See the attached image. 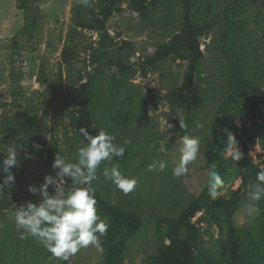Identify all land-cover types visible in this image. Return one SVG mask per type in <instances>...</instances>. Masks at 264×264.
<instances>
[{"label": "rangeland", "instance_id": "obj_1", "mask_svg": "<svg viewBox=\"0 0 264 264\" xmlns=\"http://www.w3.org/2000/svg\"><path fill=\"white\" fill-rule=\"evenodd\" d=\"M229 1L197 0L194 14L201 23L207 19L217 20ZM29 2L31 13L36 15L38 23L33 35L22 32L28 22L26 11L20 8L22 0H0V117L24 111L28 102H34L47 146L43 156L34 155L16 149L0 134L2 164L15 174L21 191L18 201L7 209L6 219L14 226L21 225L15 219H20V222L26 218L48 222L57 216L64 221L69 220L70 241L64 250L68 263L102 264L99 248L101 221L93 211L73 200L65 189L67 185H74L68 177L77 181L82 176L79 171L83 166L77 171L79 144L68 143L73 141H68L66 136L68 133L69 138L76 139L74 122L62 115L60 104L55 99L45 96L48 85L60 77L62 49L74 29L72 9L75 0ZM162 2L151 21L142 20L137 13L129 10L116 13L108 23L109 38L102 37L97 31L80 29L73 36L79 45L80 59L71 71V77L77 80L82 75L85 82L100 66L98 62H92L94 53L116 61L123 41L136 45L137 53L130 61L135 65L137 74L127 89L129 96L135 95L134 108L130 111L128 107L123 109L120 106L118 113L113 112L108 116L109 121L106 119L105 99L109 96L112 75L118 74L117 68L103 69L98 93L101 100L95 107L100 130L104 133L110 130L113 138L131 143L135 153L128 172L100 152L94 156L97 190L105 197L108 194L112 203H123L125 207L138 210L145 222L139 237L129 246L126 264L147 262L157 252L155 229L158 218L178 214L209 182L213 169L205 168L203 150L210 136L211 121L229 90L227 63L221 51L215 45L211 46L213 38H221L220 31L212 30L208 37L201 38L205 59L198 76L194 111L169 105L165 97L183 83L188 63L169 59L158 69L145 64L148 57L154 55L157 46L169 41L168 38L179 30L182 23L183 8L179 1ZM242 6L240 3L239 9ZM122 9H127V4H123ZM207 13L209 17L205 16ZM239 19H244L246 23L240 52L246 60L248 73L253 78H259L264 64V0L251 3ZM40 76H43V82L39 80ZM122 99L119 100L120 105ZM140 100L144 105L137 115L136 111H132L138 109ZM129 112L132 115L128 117ZM187 120L192 122L189 130L196 146L179 137V131L187 127ZM237 123L240 125L239 120ZM237 151L238 147L227 155ZM262 154V144L251 147L250 158L254 163L262 164ZM241 185L239 179L227 186L222 195L237 190ZM258 215L257 199L252 195L243 200L236 221L241 225L252 222ZM201 216L202 213H199L194 222ZM200 227L208 246L211 244L210 237L205 231L210 230L217 238L218 228L206 222ZM30 263L33 264V260ZM20 264H25L24 260ZM39 264L61 263L52 258L41 260Z\"/></svg>", "mask_w": 264, "mask_h": 264}, {"label": "trees", "instance_id": "obj_2", "mask_svg": "<svg viewBox=\"0 0 264 264\" xmlns=\"http://www.w3.org/2000/svg\"><path fill=\"white\" fill-rule=\"evenodd\" d=\"M178 1L183 8L179 30L171 34L169 41L159 44L145 64L158 69L169 59L187 62L183 83L165 98L172 108L194 111L198 76L205 59L201 38L208 37L212 30H218L221 38H213L211 46L215 45L221 51L227 63L229 90L211 121L210 136L203 150L205 168L213 169L211 178L201 193L193 196L178 214L158 218L155 229L157 252L143 264H264V166H261L264 161L256 164L250 158L252 146L262 144L264 149V64L262 75L253 78L240 52L246 23L244 19H239V15L255 0H230L220 18L207 19L203 23L194 14L197 0ZM29 3V0H22L20 7L26 11L28 21L22 32L33 35L38 23ZM162 3V0H75L72 9L74 29L62 49L60 77L45 90V96H51L60 104L62 115L74 122L76 139L69 138L68 133L66 136L68 141H73L68 143L75 142L80 146L76 159L79 160L77 171L83 166L79 171L82 176L77 181L68 177L74 185H67L65 189L73 200L93 211L101 221L99 248L102 264H126L129 246L145 226L138 210L125 207L123 203H112L108 194L105 197L97 190L95 180L97 169L94 156L98 152L112 158L113 163L126 172L135 157L131 143L113 138L110 130L105 133L100 130L95 107L101 100L98 93L103 69L117 68L118 74L112 75L109 96L105 99L106 119L109 121V115L118 113L120 106L123 109L128 107L130 111L134 108L135 95L129 96L127 89L137 74L135 65L130 61L137 51L133 42L123 41L116 61L94 53L92 62L100 64L95 74L89 76L86 82L82 75L76 80L71 77V71L80 57L79 45L73 36L80 29L97 31L102 37L109 38L108 23L116 13L129 10L137 13L142 20L151 21ZM240 3L243 6L239 9ZM123 4H127V9H122ZM205 16L209 17V14ZM64 75H67L66 79H63ZM39 80L43 82V76ZM143 105L140 100L138 111L132 112L136 111L138 115ZM35 111V103L30 101L24 111L0 117V134L16 149L43 156L47 143ZM130 115L132 113L129 112L128 117ZM186 123L187 127L179 131V137L196 146L189 130L192 122L187 120ZM81 140L84 142L80 143ZM170 146L171 143L168 148ZM237 147L239 151L227 155ZM260 157L263 158L264 154ZM239 179L242 181L240 188L222 195L227 186ZM252 195L257 199L259 215L252 222L239 225L236 219L242 202ZM20 197L15 174L3 166L0 156V264H20L23 260L25 264L32 260L33 264H39L41 260L52 258L61 264H69L64 250L70 241V221L57 216L48 222L26 218L22 222L15 219L21 225L14 226L7 221L6 212ZM199 213L202 216L194 222ZM205 222L216 226L219 233L215 238L210 230L205 231L210 237L211 244L208 246L200 227Z\"/></svg>", "mask_w": 264, "mask_h": 264}, {"label": "crops", "instance_id": "obj_3", "mask_svg": "<svg viewBox=\"0 0 264 264\" xmlns=\"http://www.w3.org/2000/svg\"><path fill=\"white\" fill-rule=\"evenodd\" d=\"M135 44V43H134Z\"/></svg>", "mask_w": 264, "mask_h": 264}]
</instances>
